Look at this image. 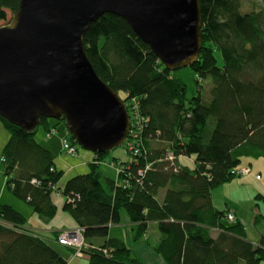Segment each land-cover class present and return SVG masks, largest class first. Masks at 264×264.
I'll return each instance as SVG.
<instances>
[{
    "label": "trees",
    "instance_id": "obj_1",
    "mask_svg": "<svg viewBox=\"0 0 264 264\" xmlns=\"http://www.w3.org/2000/svg\"><path fill=\"white\" fill-rule=\"evenodd\" d=\"M18 2L0 0V26L8 22V14L12 18ZM199 6L202 45L197 61L187 67L197 88L190 98L178 75L182 69L165 68L123 19L105 14L83 37L97 76L124 95L129 117L127 102L134 101L138 115L147 120L135 140V158H112L122 169L117 178L92 164L86 174L58 187L63 172L35 138L40 126L49 130L50 119H39L26 132L0 118L10 133L0 157L5 186L45 221L56 213L50 194L61 193L63 211L82 234L87 264H143L122 236L121 212L133 244L147 242L149 226L156 227L159 237L150 240L151 250L164 264L264 261V235L249 239L234 212L220 211L212 203L213 190L233 179L238 167L250 160L264 164V0L246 10L243 0H199ZM205 81L210 84L208 99L202 91ZM61 121L77 146L65 119ZM171 151L173 159L167 155ZM176 157L189 163L181 158L176 163ZM250 164L244 167L251 174ZM255 177L261 179L259 173ZM2 194L0 264H69L65 255L73 250L65 252L61 245L27 232L26 217L3 203ZM255 198L264 201L262 194ZM228 212L235 216L233 223L226 219ZM254 221L264 225L261 215Z\"/></svg>",
    "mask_w": 264,
    "mask_h": 264
},
{
    "label": "water",
    "instance_id": "obj_2",
    "mask_svg": "<svg viewBox=\"0 0 264 264\" xmlns=\"http://www.w3.org/2000/svg\"><path fill=\"white\" fill-rule=\"evenodd\" d=\"M105 14L123 19L169 71L198 59L199 0H19L0 26V118L26 132L41 118H64L73 141L91 154L124 144L126 106L97 76L83 45Z\"/></svg>",
    "mask_w": 264,
    "mask_h": 264
},
{
    "label": "rangeland",
    "instance_id": "obj_3",
    "mask_svg": "<svg viewBox=\"0 0 264 264\" xmlns=\"http://www.w3.org/2000/svg\"><path fill=\"white\" fill-rule=\"evenodd\" d=\"M258 0H243V8L245 10L251 5L253 2H257ZM7 18L10 20V14H8ZM8 20V22H9ZM8 22L6 24H8ZM4 24V25H6ZM3 26V25H2ZM179 71L180 69H176L174 71ZM173 72V71H172ZM178 75L182 77V79L185 81L186 84V92L185 96L186 98L192 97L196 93V83L193 81V76L191 74V71L187 69V67L182 68L178 72ZM209 82L205 81L202 87V91L204 92V98L208 99V88H209ZM119 97L123 100L124 95L120 92ZM124 102V101H123ZM125 104V102H124ZM130 111L131 116L129 117L130 122L132 124V133L131 136L127 138L126 145L124 144L120 145L119 147L113 148L110 151H108L107 155H105L103 158L97 157L95 154L91 157L90 161L88 163H85V167L82 164V168L90 169L89 167L94 164L98 165L100 169L107 175L117 178L120 173L122 172V169L120 167L119 162H114L112 158H119L120 160H127L128 157L130 159L135 158L136 150H135V144L133 141L139 139V131L142 127V124L145 123L147 120L143 119L138 115L137 111V104L134 101L127 102ZM126 106V105H125ZM49 120V119H48ZM49 130L44 129L42 126H40L37 130V133L35 135L36 140L40 138H52L55 136L57 138L58 143V153L61 154L64 159L66 158V174L69 172H73L75 168L79 167L81 165L80 162H78V157L80 152H85L82 150L78 145L76 146L74 143H71L69 140V137H67L65 130L63 129V122L62 121H55V120H49L48 123ZM46 136V137H45ZM10 137V133L7 131H3L0 128V157L1 152L6 144L7 140ZM66 144H68L70 147H72V152H69V149L66 148ZM127 148V151L125 149ZM80 151V152H79ZM87 152V151H86ZM134 153L135 155L131 156V154ZM167 155L171 156L173 159V151L168 152ZM179 158L176 157V163L178 162ZM68 160V164H67ZM184 163H189L184 158H181ZM2 162V160L0 159ZM180 162V161H179ZM248 162H250V168H251V174L250 170L244 166H248ZM247 163H245L243 166L238 167L233 173L235 174V177L231 179L229 182L219 186L212 192V200L213 205L220 211L223 210H237V217L242 221L247 237L249 239H258L259 235H264V225H255L254 220L257 215H261L264 217V201L257 200L255 198L256 194H262L264 195V164H261L260 161H253L250 160ZM259 162V163H258ZM181 163V162H180ZM261 164V165H260ZM2 169V168H1ZM0 169V194L3 191V194L1 195V201L3 203H7L10 206L13 205L14 207H17L16 205H20L21 207H26L24 203L14 198L10 192L8 191V185L5 186V183L7 181L6 177L3 174V171ZM249 171H248V170ZM261 176V179H257L255 177L256 174ZM250 174V175H249ZM56 188V187H53ZM55 192V191H52ZM61 194V193H60ZM64 204V202H63ZM15 209V208H14ZM29 209V208H28ZM67 214V213H66ZM229 215L231 218H229ZM36 216V215H35ZM69 217L67 214L66 217ZM28 217V216H27ZM67 217V218H68ZM36 220L37 224L41 226L39 229L34 228L35 222L30 221L31 225L28 223L25 225L27 232L32 234L33 236H37L40 239H45L48 242H53L54 244L61 245V249L65 250L67 252V249H72L73 254H71V258H74V264H87V256L81 252L82 247L84 246V240L82 237V234L77 226H74V223L68 226H57V228L53 231L50 229V227L46 228V222L42 221L39 217ZM30 219V218H29ZM227 221L233 223L235 220V216L230 214L228 212L226 214ZM121 221L123 225L121 226L122 236L124 239L127 240V242L131 241L130 238V227L126 225L127 217L124 212H121ZM59 223L66 224L67 220L64 217L59 218ZM32 224L34 226H32ZM57 224V221H56ZM32 228H30V227ZM74 226V227H72ZM155 231L157 233V229L154 225H150L148 228V240L147 242L139 241L138 246L144 247L147 246L151 249V246L154 243L153 241L150 242L152 239H156ZM56 233L58 242H54V234ZM61 236H64V239H67V245H62L59 242V238ZM253 244H256V241H253ZM144 243V244H143ZM131 243L130 245H132ZM138 253L137 250L132 251V256L135 257L136 253ZM152 253V256L155 258L158 257L160 259L159 263L164 264L163 259L154 251H150ZM140 255L143 257L142 259L147 260V255L140 250ZM151 260L152 263L153 259ZM264 264V261L261 263Z\"/></svg>",
    "mask_w": 264,
    "mask_h": 264
},
{
    "label": "crops",
    "instance_id": "obj_4",
    "mask_svg": "<svg viewBox=\"0 0 264 264\" xmlns=\"http://www.w3.org/2000/svg\"><path fill=\"white\" fill-rule=\"evenodd\" d=\"M0 128H1V130H3L1 125H0ZM56 141H57V138L55 136H53L52 138L46 137V139H45L42 137L40 139H37V142L39 143V145L43 146L45 149L50 151V153L53 157V163H54L55 169L57 171L63 172V178L61 179L60 183L58 184V187L62 188L64 186L65 182L68 181L69 179H71L75 176H78V175H84L88 172L87 168H82L83 167L82 164L85 167V163H88L90 161L93 154H91L90 152H86V151L85 152L79 151L80 154L78 157V162H80L81 165L79 167L75 168L73 172H69L68 174H66L65 173L66 172V158L64 159V157L58 153V143ZM67 164H68V160H67ZM50 199L56 208V213H55L54 217L52 219H50L49 221L42 220V221L46 222L45 227L46 228L50 227V229H52L54 231L57 228V226H68V225H71L72 223H74V226H76L75 222L73 221V219L70 216L69 217L67 216L68 218L66 217V215L68 213L66 214V212L63 211V202H64L63 196L58 192H52L50 194ZM212 203H213V200H212ZM11 206L13 207V209L15 208L16 211L20 212L23 216L26 217V219H27L26 224L28 223L29 225H31L30 221L32 219V221L35 222V226H36L34 228L39 229L41 227L36 222V220L38 219V218H36L37 215L30 208L25 209V207H21L20 205H16V206H18V208L14 207L13 205H11ZM230 211L234 212L235 216L237 217V214H236L237 210L236 209H232ZM60 217H63V218L65 217L67 220V223L66 224L59 223ZM56 221H57V224H56ZM32 226H34V225L32 224ZM74 226H72V227H74ZM30 228H32V227H30ZM155 235H156V239L155 240L153 239V241H157V239L159 237L158 232L156 233V231H155ZM130 244H131V241H130ZM137 244H138V242H135L132 245L128 244L131 247L132 251H134V250L138 251V253L135 252L136 253L135 258L142 261L143 264H160L159 263L160 259L158 257L155 258L154 256H152V253H150V251H152L150 248H148L147 246L139 247ZM140 250L143 251L147 255V258H148L147 260L142 259L143 257L140 255ZM70 256L71 255H65L69 264H72V263L74 264V262H73L74 258H71ZM150 258L153 259L154 263H152L151 260H149Z\"/></svg>",
    "mask_w": 264,
    "mask_h": 264
},
{
    "label": "built area",
    "instance_id": "obj_5",
    "mask_svg": "<svg viewBox=\"0 0 264 264\" xmlns=\"http://www.w3.org/2000/svg\"><path fill=\"white\" fill-rule=\"evenodd\" d=\"M132 124L130 122V130H129V133H128V137L131 136V133H132ZM127 137V138H128ZM127 138L125 139V143L127 142ZM133 143L135 144V141H133ZM66 148L69 149V152H72V147H70L68 144H66ZM248 170V169H247ZM249 171V170H248ZM229 218H231V216L229 215ZM59 242L62 244V245H67V239H64V236H61L59 238Z\"/></svg>",
    "mask_w": 264,
    "mask_h": 264
},
{
    "label": "bare ground",
    "instance_id": "obj_6",
    "mask_svg": "<svg viewBox=\"0 0 264 264\" xmlns=\"http://www.w3.org/2000/svg\"><path fill=\"white\" fill-rule=\"evenodd\" d=\"M168 157L170 158L171 156L168 155Z\"/></svg>",
    "mask_w": 264,
    "mask_h": 264
},
{
    "label": "flooded vegetation",
    "instance_id": "obj_7",
    "mask_svg": "<svg viewBox=\"0 0 264 264\" xmlns=\"http://www.w3.org/2000/svg\"><path fill=\"white\" fill-rule=\"evenodd\" d=\"M61 121V120H60Z\"/></svg>",
    "mask_w": 264,
    "mask_h": 264
}]
</instances>
